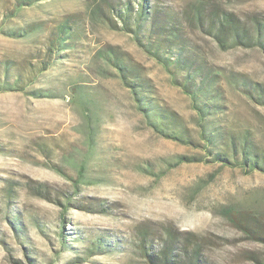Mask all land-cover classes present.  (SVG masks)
I'll use <instances>...</instances> for the list:
<instances>
[{
    "label": "rangeland",
    "instance_id": "374dc122",
    "mask_svg": "<svg viewBox=\"0 0 264 264\" xmlns=\"http://www.w3.org/2000/svg\"><path fill=\"white\" fill-rule=\"evenodd\" d=\"M127 1L137 9L139 0H40L7 22L28 29L25 36L0 34V64L24 85L0 91V264H151L146 253L169 236L173 264H184L190 240L200 245L201 264H264V170L196 146L189 96L132 33L113 28ZM147 1L160 25L169 16L182 25L181 43L214 79L209 126L247 135L264 155V49L222 50L187 18L203 1L207 13L226 8L264 23V0ZM64 22L77 36L50 56L49 40ZM126 53L143 66L151 97L177 113L196 144L148 125L122 72L105 59ZM178 155L196 161L176 164Z\"/></svg>",
    "mask_w": 264,
    "mask_h": 264
},
{
    "label": "trees",
    "instance_id": "16d2710c",
    "mask_svg": "<svg viewBox=\"0 0 264 264\" xmlns=\"http://www.w3.org/2000/svg\"><path fill=\"white\" fill-rule=\"evenodd\" d=\"M37 1L40 0H13L14 7L9 10L5 8L7 4L0 0V34L12 37L25 36L29 32L28 29L17 28L13 30L7 27V22L17 17L24 7L31 6ZM138 2L137 9L131 1L126 2L125 10L117 12L122 25L120 26L114 21L112 23L113 28L132 33L138 45L153 56L171 74L174 84L181 87L189 96L192 108L196 112V123L199 126L197 131L199 141H197L196 146L207 149L215 160L243 165L249 170L256 168L264 170V155L254 149V144L247 135L241 138L230 134L228 137L226 134L229 133L209 126L210 119L208 116L212 114L211 108L214 106L211 103L214 100L211 93L217 91V87L212 89L214 79L210 77L211 73L206 69L205 63L200 61L198 53L181 43L182 25L177 24L170 16L166 20V24L160 25L156 20L158 8L153 6L155 12L151 15L153 8L148 5V1L139 0ZM187 18L192 27L211 36L222 50L254 46H260L264 49V23L260 19H254L252 23H249L242 20L236 12L226 8H213L207 13L203 1L190 9ZM52 35L53 37L49 40L46 48L47 54L50 56L68 48L71 44L70 40L77 36L72 25L68 22L60 24L57 31L53 32ZM174 46H181V48L176 50ZM123 56L126 58L124 59ZM105 59L112 62L122 72L125 82L131 87L139 102V110L144 114L150 127L156 132L182 143L196 144L192 139L194 137L187 134L188 128L177 113L160 105L151 97V90L143 66L134 62L129 53L118 57L105 55ZM47 68L48 65L44 64L38 72L41 73ZM10 69L8 63L0 64V91L24 90L21 76H16L13 80L10 79ZM195 158L194 155H178L176 156V164L193 162L196 161ZM198 160L202 161L203 158L199 157ZM35 194L42 195V191H37ZM230 218L235 224L245 226V222L235 215L230 214ZM175 240L174 237L169 236L156 254L146 253L150 257L151 264H173L174 257L177 256ZM190 242L194 243L195 246L191 251L188 247L184 248L183 258L186 261L181 262L184 264H201L200 245L192 240ZM142 247L144 248L145 245L143 244Z\"/></svg>",
    "mask_w": 264,
    "mask_h": 264
}]
</instances>
